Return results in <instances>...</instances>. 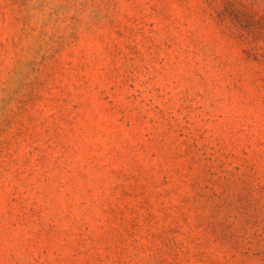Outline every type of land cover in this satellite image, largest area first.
I'll list each match as a JSON object with an SVG mask.
<instances>
[{"label":"rangeland","instance_id":"rangeland-1","mask_svg":"<svg viewBox=\"0 0 264 264\" xmlns=\"http://www.w3.org/2000/svg\"><path fill=\"white\" fill-rule=\"evenodd\" d=\"M0 264H264V0H0Z\"/></svg>","mask_w":264,"mask_h":264}]
</instances>
